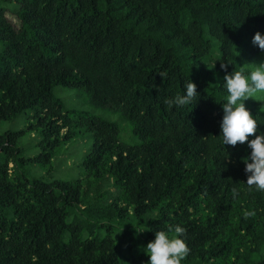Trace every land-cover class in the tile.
<instances>
[{
	"label": "trees",
	"instance_id": "1",
	"mask_svg": "<svg viewBox=\"0 0 264 264\" xmlns=\"http://www.w3.org/2000/svg\"><path fill=\"white\" fill-rule=\"evenodd\" d=\"M257 31L264 0H0V119L34 118L0 134V264H147L155 231L177 224L191 250L181 264H264V192L248 190L244 171L251 149L224 146L220 128V64L249 76ZM190 80L197 101L169 109ZM56 87L119 111L140 142L63 108ZM262 104L245 103L257 135ZM27 129L35 136L17 144ZM80 130L91 144L73 176L23 170L52 161Z\"/></svg>",
	"mask_w": 264,
	"mask_h": 264
},
{
	"label": "clouds",
	"instance_id": "2",
	"mask_svg": "<svg viewBox=\"0 0 264 264\" xmlns=\"http://www.w3.org/2000/svg\"><path fill=\"white\" fill-rule=\"evenodd\" d=\"M252 43L264 52V34H261L260 31L254 34ZM220 68L225 71L224 86L229 94L227 102L222 104L223 117L220 122L222 143L224 146L247 143L251 152L244 159V171L247 174L246 185L249 191L254 188L264 192V132L256 134L258 122L244 103L246 99L254 98L256 93L264 92V61L259 63L250 76L245 75L242 71L228 72L227 63L221 62ZM159 74L162 78L166 76V73L163 72ZM198 95L197 85L190 80L185 85L184 94H177L173 98L166 99L165 103L169 109L173 105L186 106L194 100L197 101ZM252 136L254 138L249 139ZM229 155L226 159L229 158ZM232 193L235 198L239 195V190L234 187ZM255 214L254 211H245L243 215L247 219ZM172 232L175 235L170 237L168 233ZM185 235L186 229L179 224L174 228L169 226L167 232L155 231L154 240H150L145 249L150 257L147 264H181L191 251L185 239L182 238Z\"/></svg>",
	"mask_w": 264,
	"mask_h": 264
},
{
	"label": "rangeland",
	"instance_id": "3",
	"mask_svg": "<svg viewBox=\"0 0 264 264\" xmlns=\"http://www.w3.org/2000/svg\"><path fill=\"white\" fill-rule=\"evenodd\" d=\"M7 17L12 20L15 25H18V18L10 12H7ZM246 55L249 56L247 53ZM247 63L245 64L251 72L264 61V52H261L255 58L248 57ZM250 76V75H249ZM54 96L59 98L63 108L75 111H88L92 114L100 115L105 119L110 121L117 122L119 126L120 139L128 145L137 144L140 140L132 133V123L129 120H126L122 117L119 111L94 106L90 100L88 94L77 87H56L54 89ZM250 100H262L263 104L261 106V111H264V92H258L255 94L254 98H248L244 102ZM27 114L22 112L17 116L0 119V134L6 130H17L21 128H26L29 126V123L34 120L32 116L27 117ZM65 130V129H64ZM63 130V132H64ZM37 130L31 131L27 129L21 137L18 138L17 144H27L29 143L33 136H35ZM91 144V138L85 130H80L75 134L72 140L64 144L57 153L52 158V161L44 165H38L36 163H27L23 166V170L27 173L28 176H41L46 174H53L55 176H64L71 177L73 176L78 169L76 165L81 161L84 153L89 149ZM30 149V150H29ZM37 152V149L28 148L25 151L27 155H33ZM85 180H83L84 183ZM86 187V184L83 185ZM108 187V184L105 183L101 186L100 190H104ZM112 189V187H110ZM119 229L130 228L125 224H118ZM130 230V229H128ZM115 233V232H114Z\"/></svg>",
	"mask_w": 264,
	"mask_h": 264
}]
</instances>
